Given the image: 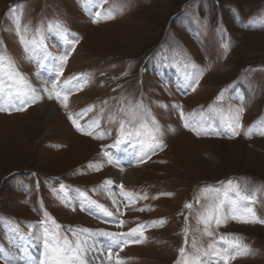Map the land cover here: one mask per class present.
<instances>
[{
	"label": "rangeland",
	"instance_id": "1",
	"mask_svg": "<svg viewBox=\"0 0 264 264\" xmlns=\"http://www.w3.org/2000/svg\"><path fill=\"white\" fill-rule=\"evenodd\" d=\"M13 7L21 27L27 26L29 39L42 28L51 56L68 55L59 76L61 85L73 76L86 82L70 94L67 109L42 92V99L31 108L0 112V249L19 256L23 264H39L43 241L36 237L43 235L39 232L45 211L65 229L126 232L104 223L111 218L91 215L78 205L80 194L86 193L115 211L109 193L98 190L107 179L113 181L111 191L122 202L120 219L125 229L139 222L165 221L163 226L146 227L141 243H130L119 252L126 264H174L184 243L182 230L188 215L184 205L193 202L199 211L194 196L207 185L239 184L252 197L256 216L264 220V135L259 134L264 131V0H103L98 6L88 0H0L3 49L19 71L42 89L51 87L55 73L51 65L39 69L26 58L13 23L15 14H10ZM86 7L92 12L110 10L114 18L93 23ZM57 21L75 34L68 37L74 46L47 30L49 22ZM197 69L202 72L198 83L187 79ZM222 91L224 98L218 101ZM44 100L58 108L54 123L37 110ZM128 100H142L151 111L162 126L166 147L142 162L138 148L130 151L123 145L124 153L105 149L119 157L120 166L104 163L99 171L91 170L89 163L103 161L102 146L116 139L118 123H109L108 117L121 119L119 109L126 108ZM173 105L186 115L194 113V127L207 134L185 128ZM89 106L92 111L79 123L85 125L99 116L100 128L95 131L111 129V135L96 139L76 130L69 113H81ZM238 109H242L241 127L239 135L232 136L224 121ZM249 128H253L250 137L244 134ZM131 169L140 171L137 181L126 183L122 177ZM121 184L137 196L132 208L122 206ZM61 185L66 186L63 192ZM145 195L147 199L139 198ZM65 197L71 201L68 206L61 203ZM140 208L146 210H133ZM188 224L190 249L191 230L197 227L194 215ZM213 231L215 237L200 239L202 248L221 235L235 234L250 252L230 258L227 264H264V223L229 220ZM105 239L97 237L101 244ZM33 248L30 262L25 256ZM210 259L224 264L211 255ZM0 264L6 261L0 259Z\"/></svg>",
	"mask_w": 264,
	"mask_h": 264
},
{
	"label": "snow or ice",
	"instance_id": "2",
	"mask_svg": "<svg viewBox=\"0 0 264 264\" xmlns=\"http://www.w3.org/2000/svg\"><path fill=\"white\" fill-rule=\"evenodd\" d=\"M91 5H100L103 0H88ZM93 15V23L99 19H112L114 18L110 10L92 12L90 8L85 9ZM10 14H15L13 23L15 25L16 34L19 37L20 44L22 45L26 58L37 64L39 69H48L51 65V71L55 73V79L49 81L51 87L43 86L38 88L28 79V77L19 71L15 60L3 49V41L0 40V112H13L24 111L28 106L37 103L42 99V92L46 94L47 99H55L62 107H68V100L70 94L76 90L79 91L83 83L86 82L83 77L73 76L63 81L61 85L59 76L63 74V67L68 59V55L64 54L59 57H52L48 52L45 42V32L42 28H37L35 33L29 39L27 36V26L21 27L19 14L13 7ZM49 32L63 38L69 43L68 37L75 34L69 33L68 29L60 21L55 23L49 22ZM225 49L228 48L227 44L223 45ZM193 67H195L193 65ZM41 72L35 73L39 79ZM202 75L199 69L194 74H190L187 79L198 83L199 76ZM75 81V84H73ZM191 86V85H188ZM195 90L194 88L192 89ZM224 92L222 91L217 97V100H223ZM124 98H122L123 100ZM106 103V102H105ZM167 107L166 105H162ZM175 109L180 111V118L184 122V127L195 131L197 135L207 134V130H198L194 127L196 123L195 114H185L179 105H173ZM210 110H213L210 108ZM92 111V106L83 110L81 113L73 115L69 113L68 119L72 122L77 131L84 135L93 136L96 139H104L106 135H111V129L95 131L100 128V117L97 116L89 120L85 125H81L79 120L83 118L88 112ZM123 113V117L117 121L115 116H109V123H118L117 135L113 144L102 146L101 155L102 162L89 163L88 168L93 171H99L104 163L112 164L119 167V157L112 151L105 149L121 150V146L127 145L128 147L139 151V159L142 162L145 156L155 154L157 150H163L166 145L163 141L164 131L159 121L151 114V111L143 104L142 100L133 103L128 100L127 107L119 109ZM242 109L236 110L226 121L225 127L231 130V135H239V128L241 127L239 120V112ZM103 112V109H101ZM168 130L171 126H168ZM245 136L253 134V128L246 131ZM259 134L264 135V131ZM123 169L121 168V171ZM225 182H221L220 187L214 185H207L200 189V193L194 196L195 204L200 205V210L194 208L193 202L185 203L184 207L188 210V215H185L184 228L182 234L184 237V245L178 250L179 255L175 264H216L210 259L211 257L217 258V261L222 260L224 264L236 255L248 254L250 249L240 241V237L235 234H225L219 236L218 240L213 239L211 243L204 249L200 246V239L204 236L213 238L215 237L214 228H219L221 225L226 224L229 220L237 223H264V220L258 218L251 206L252 197L247 194L246 189H242L239 184L232 181H227V187L224 186ZM113 181L110 179L105 180L98 190L109 193V198L112 200V206L115 211L110 210L104 204H100L92 200L86 193H81L78 200V205L81 211H88L91 215L103 216L111 218L107 220L108 223H113L117 228H122L125 224L120 216L123 214L121 211V201L116 198V194L112 193L111 186ZM66 186L61 185V192L65 190ZM119 196L124 198L123 207L132 208L136 203L137 196L132 192L124 190V185H119ZM94 189L93 191H96ZM161 195H171V193H161ZM140 199H147V196L139 197ZM155 198V197H154ZM205 201L201 203V201ZM61 203L68 206L71 201L65 197L61 199ZM75 210V206L73 207ZM137 211H145L146 209H133ZM150 210V209H148ZM195 216L197 227L193 232L189 246V233L190 228L188 224L189 216ZM44 219L40 222V227L43 229V235L37 236V239H42V259L39 264H93L98 259V254L103 255L107 253V264H126V261L119 256V252L123 251L124 247L130 243H141L143 241V230L148 227L163 226L165 221H154L150 225L140 224L136 227L129 229L127 232L117 231L109 232L104 230H91L88 228H73L68 226L66 229L61 226L57 221L45 211L43 213ZM202 225L201 229L199 226ZM199 233L197 236L195 233ZM71 234V238L69 235ZM97 237L106 238L104 243L101 244ZM223 245V246H221ZM115 250V252H114ZM0 259H4L6 264H17L15 257L0 249ZM28 264V262H26ZM103 264V262H102Z\"/></svg>",
	"mask_w": 264,
	"mask_h": 264
},
{
	"label": "bare ground",
	"instance_id": "3",
	"mask_svg": "<svg viewBox=\"0 0 264 264\" xmlns=\"http://www.w3.org/2000/svg\"><path fill=\"white\" fill-rule=\"evenodd\" d=\"M45 75L47 76L46 74V71H45ZM50 103H48V101L41 103V105H39L37 107V110L38 112L40 113V115L42 116H45L47 118V120L49 122H53L56 120V117H57V111H58V108L55 106V107H52L49 105ZM14 117H18V116H13L12 118ZM3 118V117H0V119ZM10 118V117H9ZM54 123V122H53ZM77 136V134H76ZM79 137V136H78ZM81 138V137H79ZM83 138V137H82ZM77 141V140H76ZM182 142V141H181ZM78 143V142H76ZM187 143V142H186ZM132 150V148H130V151ZM137 156V154H136ZM130 162V161H129ZM140 171H137L136 169H131L129 171L126 172V174L122 177V179L126 182V183H132V182H136L137 181V178H138V173ZM29 247V246H28ZM36 250L33 248V250L31 251H28L25 258L29 259L28 261L31 262V258L33 257L32 256V253H34ZM106 253V252H105ZM105 253L103 255H99L98 254V259H96L93 264H105L104 263V260H106V255ZM13 257H15L16 261H17V264H23L22 263V259L19 257V256H15L14 254H12ZM107 262V261H106ZM29 263V262H28ZM32 264V262L30 263ZM36 264V263H34Z\"/></svg>",
	"mask_w": 264,
	"mask_h": 264
}]
</instances>
